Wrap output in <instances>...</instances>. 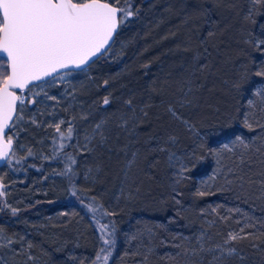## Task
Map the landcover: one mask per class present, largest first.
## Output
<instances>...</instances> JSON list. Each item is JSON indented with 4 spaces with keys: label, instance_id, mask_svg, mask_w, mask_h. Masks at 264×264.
<instances>
[{
    "label": "trees",
    "instance_id": "1",
    "mask_svg": "<svg viewBox=\"0 0 264 264\" xmlns=\"http://www.w3.org/2000/svg\"><path fill=\"white\" fill-rule=\"evenodd\" d=\"M132 2L138 14L121 26L109 54L78 72L85 74V80L46 85L44 90L56 95L57 101L34 97L38 103L25 110V123L14 136L11 163L0 168L3 191L13 190L22 200L1 210V230L28 247L30 244L41 264H181L185 260L199 263L200 257L205 262L207 249L224 244L228 232L238 230L236 221L249 218L257 225L249 229L257 237L254 242L264 249V231L260 230L264 196L257 175L260 157H253L251 169L246 164L238 173L245 177L243 190L239 184L225 187L219 181L202 187L199 181L204 171L213 172L224 143L235 141L229 139V129L250 140L256 135L245 127L241 116L248 107L247 99L254 102L249 112L264 116V97L256 94L264 89V77L256 75L264 60L242 39L254 34L258 25L264 26V9L257 8L254 18L245 21L248 0ZM193 6L212 13L214 36H207L210 29L204 16L194 15L187 24L182 22ZM204 47L210 55H202ZM198 53L200 63L207 67L196 72L195 102L182 114L205 144L209 132L224 143L213 144L215 155L207 147L197 148V155L204 157L199 162L203 167L198 165L185 174L177 204L172 198L175 177L168 156L154 153L150 147L170 133L178 136L171 152L182 154L197 147L195 133L186 132L170 117L167 102L194 70L193 57ZM234 83L241 89L252 86L251 93L234 89ZM105 97L111 101L109 106L102 104ZM128 100L138 118L134 134L120 126L121 116L132 115ZM141 109L147 111V117ZM53 112L54 117L49 115ZM33 118L36 124L30 123ZM61 119L71 121L76 131L71 142L64 141L70 146L54 151V123ZM101 122L105 125L103 144L93 133ZM61 128L65 130L64 125ZM86 143L88 151H84ZM242 150V146L233 152L223 149L228 165ZM133 153L137 154L135 160ZM249 177L257 182L250 185ZM200 191L205 195H198ZM90 204L102 205L114 215L101 216L99 211L93 215L87 211ZM12 208L18 210L15 215ZM236 209L245 215H237ZM101 223L114 224V235L100 231ZM146 238L150 243L144 245L152 249L139 255L137 242ZM103 239L115 244L105 245ZM252 242L235 243L238 264H264V251L251 247ZM98 253L107 256V261H97Z\"/></svg>",
    "mask_w": 264,
    "mask_h": 264
},
{
    "label": "snow or ice",
    "instance_id": "2",
    "mask_svg": "<svg viewBox=\"0 0 264 264\" xmlns=\"http://www.w3.org/2000/svg\"><path fill=\"white\" fill-rule=\"evenodd\" d=\"M257 8L264 9V0H248L243 19L245 21L253 19ZM137 14L132 0H0V160L11 163L7 158L14 154L12 152L14 136H18V126L25 123L27 107L35 106L38 103L34 97L57 101V96L49 95L48 91L44 90V86L51 87L58 79L64 80L72 76L73 73H78L89 67L101 56L109 54L121 26L126 25ZM261 14L264 15V12ZM194 15L206 18L210 29L207 36H214L216 21L213 19L212 13L203 6L199 8L193 6L192 10L186 13L182 22L187 24ZM242 39L245 44H250L258 50L261 54L259 60H264V26L258 25L254 34L244 36ZM203 43L206 44V41ZM202 55H210L207 47H204ZM200 59L201 54L194 55V70L181 82L178 94L167 102V112L170 117L178 122L186 132L195 133L198 141L197 147L182 154L171 152L170 147L178 142V136L174 133L168 134L166 138L157 139L155 145L150 147V151L164 153L168 156L175 177L172 198L177 204L180 203L178 197L182 195L179 185L185 178V174L196 169L198 165L200 168L203 167L199 162L204 157L197 155V148L207 147L208 152L215 155L213 144L224 143L212 132H209L206 134L207 142L205 144L195 126L182 114L183 109L190 107L195 102V93L199 87L196 81V72L203 71L207 67L206 64L200 63ZM256 75L264 77V63H259ZM104 83L106 85L108 82ZM232 87L241 92L251 93L252 91V86L241 89L237 83H234ZM34 88L39 91H33ZM256 94L264 97V89L259 90ZM242 99H247V97H242ZM110 103L108 97L102 101L103 106H109ZM126 104L132 115L121 116L120 126L134 134L133 125L138 123V118L135 115L132 101H126ZM247 105L246 109H242L241 116L244 118L245 127L256 135L250 140L229 129L228 131L231 132L229 139L234 138L243 150L236 154L232 164L223 165L219 172L213 171L211 175L204 171L203 175L208 176L209 181L222 179L225 187L239 184L240 189L243 190L245 177L238 173L246 164L251 169L253 157L259 156L261 170L257 175L259 176L258 183L261 194L264 196V123L246 114L254 108L253 100L247 99ZM261 111H264V108ZM141 112L144 117H147V111L141 109ZM49 115L54 117L55 113H49ZM30 123L36 124L37 121L33 118ZM62 125L65 126L64 131H62ZM104 127V123L101 122L96 124L93 129L94 136L99 137L98 142L101 144L106 142ZM54 128L56 134L53 140L56 145L54 151L70 146V144L65 145L64 141L71 142L73 139L76 130L72 122L61 119L54 123ZM14 130L17 131L14 132ZM220 131L223 134L224 130ZM88 143L84 145V151L89 150ZM224 149L226 152L234 151L228 143H224ZM28 154L32 155L31 150H28ZM132 155L135 160L137 154L133 153ZM70 159L72 164L76 163L74 158ZM131 163H129V167ZM67 171H71V168ZM256 182L249 177L250 185ZM3 187L4 185L0 181V188ZM4 195L5 192L0 191V197ZM198 195L203 196L205 192L200 191ZM11 211L15 215L18 210L12 208ZM87 211L93 215L98 211L101 216L114 215V213L103 209L102 205L94 207L90 204ZM236 214L245 215L239 209H236ZM221 219H227V217ZM236 223L239 226L238 230H230L224 245L217 246L221 255H239V251L234 245L244 240H252L251 247L264 251L260 245L254 242L257 239L255 233L249 230L256 228L257 225L250 218L243 221L238 220ZM260 230L264 231V222H262ZM100 231L112 236L115 233V225L101 223ZM13 243L12 240L8 241V245ZM103 243L111 247L115 241L103 239ZM29 247H31L30 244ZM104 251L105 249L101 248V252ZM101 259L107 261L108 257H102L98 253L96 260ZM93 264L96 262L94 261Z\"/></svg>",
    "mask_w": 264,
    "mask_h": 264
},
{
    "label": "rangeland",
    "instance_id": "3",
    "mask_svg": "<svg viewBox=\"0 0 264 264\" xmlns=\"http://www.w3.org/2000/svg\"><path fill=\"white\" fill-rule=\"evenodd\" d=\"M85 74L84 73H73L72 76L64 79V80H57L55 83H68L72 84L76 81L79 83L85 80ZM46 86V85H45ZM44 86V88H45ZM33 91H39V89L34 88ZM250 117H254L256 119H259L261 123H264V120H261L264 118L263 115L259 114H254L253 112H247L246 113ZM27 121V119H26ZM233 150L236 148H240L241 146L236 142V141H231L228 143ZM224 145L222 146V150L218 152V155L216 157V165L213 171L219 172L222 168L223 165H228L225 156H224ZM224 156V157H223ZM222 161V163H221ZM211 175V174H209ZM0 179L1 176H0ZM200 186L202 187H210L215 183L216 181H219V183H224L222 179H217L216 181H209L208 176L202 177L200 180ZM5 195L3 197H0V215H1V210L8 206L10 203H18L22 199L14 192L13 190H7L4 191ZM12 240L14 241L13 244L8 245V241ZM202 240V237L198 236V242ZM144 243H150V238H146L145 240L142 239L139 242H137V250L136 253H139V255H143L144 253H147L151 251L152 247L151 245L145 246ZM204 244V243H203ZM202 244V245H203ZM224 245V244H222ZM151 247V248H150ZM139 249V250H138ZM211 250V251H210ZM208 251V259L203 260V258H199V263L197 262H191L185 260L181 264H238L236 258L237 256H222L221 252L217 250V246H210V248L207 249ZM142 257V256H141ZM144 260V259H143ZM203 260V261H201ZM141 259H139V262L141 263ZM0 264H41L39 262L38 258H35L33 254L31 253L30 248L28 247L27 244H25L22 240H16L13 237L7 236L0 228Z\"/></svg>",
    "mask_w": 264,
    "mask_h": 264
},
{
    "label": "water",
    "instance_id": "4",
    "mask_svg": "<svg viewBox=\"0 0 264 264\" xmlns=\"http://www.w3.org/2000/svg\"><path fill=\"white\" fill-rule=\"evenodd\" d=\"M86 69V68H85ZM13 149H14V141H13ZM13 149H12V152H13ZM11 156V155H10ZM9 156V157H10ZM9 157L7 158V159H9ZM6 164V161L5 160H0V168L2 167V166H4ZM0 181H1V179H0ZM3 183V182H2ZM0 191H3V188H0Z\"/></svg>",
    "mask_w": 264,
    "mask_h": 264
}]
</instances>
